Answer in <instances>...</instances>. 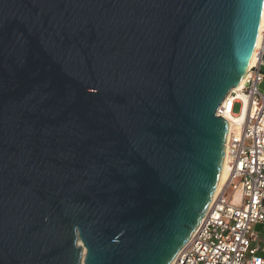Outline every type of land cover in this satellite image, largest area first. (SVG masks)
I'll list each match as a JSON object with an SVG mask.
<instances>
[{
	"label": "water",
	"instance_id": "95a60500",
	"mask_svg": "<svg viewBox=\"0 0 264 264\" xmlns=\"http://www.w3.org/2000/svg\"><path fill=\"white\" fill-rule=\"evenodd\" d=\"M264 0H0V264H172L226 160L219 114Z\"/></svg>",
	"mask_w": 264,
	"mask_h": 264
},
{
	"label": "built area",
	"instance_id": "2783aa9c",
	"mask_svg": "<svg viewBox=\"0 0 264 264\" xmlns=\"http://www.w3.org/2000/svg\"><path fill=\"white\" fill-rule=\"evenodd\" d=\"M263 84L264 28L255 65L242 86L226 97L230 113L239 116L236 122L226 118L230 123L227 180L172 264H264ZM237 106L238 113L234 112ZM238 191L239 202L233 203Z\"/></svg>",
	"mask_w": 264,
	"mask_h": 264
},
{
	"label": "bare ground",
	"instance_id": "6f19581e",
	"mask_svg": "<svg viewBox=\"0 0 264 264\" xmlns=\"http://www.w3.org/2000/svg\"><path fill=\"white\" fill-rule=\"evenodd\" d=\"M263 28H264V14H263V18H262L261 30H260V34H259L256 50H255V52H254V54L252 56L251 62H250V66L251 67L254 66L255 62H256L257 50L260 47L261 41H262V30H263ZM243 83H244V81L241 83V85L239 87H241ZM230 110H231V102L227 98L225 100V102L223 103V105L220 107L219 114H221L222 116L227 118L229 121H232V122L239 121V116L231 114ZM227 177H228V169H227L226 160H225V163H224V166H223V169H222V173H221V176H220V180H219L216 192L214 194L213 200L217 196V194L220 192L222 186L225 184V182L227 180Z\"/></svg>",
	"mask_w": 264,
	"mask_h": 264
},
{
	"label": "rangeland",
	"instance_id": "374dc122",
	"mask_svg": "<svg viewBox=\"0 0 264 264\" xmlns=\"http://www.w3.org/2000/svg\"><path fill=\"white\" fill-rule=\"evenodd\" d=\"M262 88L264 89V84H263ZM239 110H240V109H239V106H237V107L234 109V112L238 113ZM239 198H240V191H238V192L235 194V197H234L233 203H238V202H239Z\"/></svg>",
	"mask_w": 264,
	"mask_h": 264
}]
</instances>
